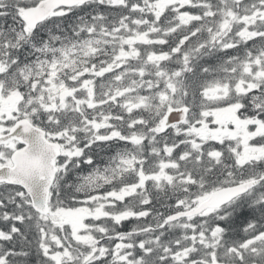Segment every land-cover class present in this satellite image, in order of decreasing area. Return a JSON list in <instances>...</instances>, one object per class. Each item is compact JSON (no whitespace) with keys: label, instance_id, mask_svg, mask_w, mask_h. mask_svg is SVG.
Returning a JSON list of instances; mask_svg holds the SVG:
<instances>
[{"label":"snow or ice","instance_id":"snow-or-ice-1","mask_svg":"<svg viewBox=\"0 0 264 264\" xmlns=\"http://www.w3.org/2000/svg\"><path fill=\"white\" fill-rule=\"evenodd\" d=\"M0 264H264V0H0Z\"/></svg>","mask_w":264,"mask_h":264}]
</instances>
